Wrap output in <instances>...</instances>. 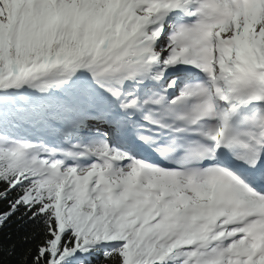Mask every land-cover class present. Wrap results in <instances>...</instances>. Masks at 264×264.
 I'll return each instance as SVG.
<instances>
[{
  "label": "snow or ice",
  "instance_id": "6c2138e0",
  "mask_svg": "<svg viewBox=\"0 0 264 264\" xmlns=\"http://www.w3.org/2000/svg\"><path fill=\"white\" fill-rule=\"evenodd\" d=\"M13 225L20 264H264V0H0Z\"/></svg>",
  "mask_w": 264,
  "mask_h": 264
},
{
  "label": "trees",
  "instance_id": "16d2710c",
  "mask_svg": "<svg viewBox=\"0 0 264 264\" xmlns=\"http://www.w3.org/2000/svg\"><path fill=\"white\" fill-rule=\"evenodd\" d=\"M29 232L30 229L18 230L15 225L0 229V248L3 249V251H0V261H3V264H20L28 248H34V243H26L23 239L26 233ZM12 244L15 245V252L10 256L8 255V249Z\"/></svg>",
  "mask_w": 264,
  "mask_h": 264
}]
</instances>
